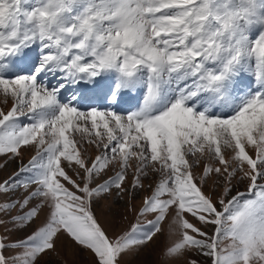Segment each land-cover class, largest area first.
<instances>
[{
	"label": "snow or ice",
	"instance_id": "6c2138e0",
	"mask_svg": "<svg viewBox=\"0 0 264 264\" xmlns=\"http://www.w3.org/2000/svg\"><path fill=\"white\" fill-rule=\"evenodd\" d=\"M95 96L112 110L82 109ZM29 149L0 182V264L65 242L132 264L161 237L168 264H264V0H0V167ZM109 197L135 212L118 234L96 215Z\"/></svg>",
	"mask_w": 264,
	"mask_h": 264
},
{
	"label": "rangeland",
	"instance_id": "374dc122",
	"mask_svg": "<svg viewBox=\"0 0 264 264\" xmlns=\"http://www.w3.org/2000/svg\"><path fill=\"white\" fill-rule=\"evenodd\" d=\"M38 56V50H33V52L29 53L30 58H36ZM23 66V65H22ZM57 78L49 76L46 78V83L49 86H54L57 84ZM245 85H241L240 87H245ZM252 88H255L256 85L254 81H251ZM134 93L136 96H134ZM130 96H127L128 100H133L134 105L129 108H120L123 103V99L119 104L114 105V110L118 111L120 114H127V112L135 110L139 105H142L143 103V96L144 93L142 92H134ZM72 95V89H68L62 92L61 99L67 100ZM92 96L91 94H89ZM101 98V97H100ZM125 99V100H127ZM91 106L100 108L101 110H112V109H105V105H113L111 103V100L108 101L106 104L103 105H96V102H99V96L93 97ZM88 105V104H87ZM86 106L82 105L83 107ZM21 121L23 123H29L28 119L26 117H21ZM88 152L87 154L94 158L98 151L95 149L94 146L88 145ZM23 155L21 158L14 159L10 161L6 166L0 167V182L8 179L10 176H12L14 173L18 172L19 168L22 166V164H27L31 157L35 154L34 149L29 150H22ZM5 160L4 156H0V164H3ZM26 175V174H22ZM232 191V195H235L237 191L240 192H246L248 184L247 181L235 184ZM214 188V185L211 181L208 182L207 187L204 189L208 193H212V190ZM22 191V189L20 190ZM217 191H219L217 189ZM19 193H17L18 195ZM146 192H140L136 195L135 199L131 201V204L135 206L136 208L140 207L142 198L144 195H146ZM6 197L0 196V199H5ZM129 205L124 200H118L113 197H109L106 200H100L95 205L96 215L98 216L100 222L105 226V228L108 230L109 234H118L124 230H126L131 223H135V212L128 211ZM127 217V219H125ZM151 218V217H150ZM43 219V217H41ZM195 222V221H193ZM37 224L40 223V221L36 222ZM35 227V225H33ZM165 230L167 231V223L164 225ZM2 231V230H0ZM30 232L31 229H28ZM25 233H19L18 235H24ZM165 245V238L161 237L158 239L154 244L150 245L149 248L143 250L139 255L135 257H131L132 264H168V262L165 260V258L162 256V250ZM58 248H60L59 254L56 253H49L44 259L48 262V264H91V257L89 254L85 252H81L78 249H73L72 247H69L67 242L63 246H61L58 243ZM200 261V264H204V258L203 257H193Z\"/></svg>",
	"mask_w": 264,
	"mask_h": 264
},
{
	"label": "bare ground",
	"instance_id": "6f19581e",
	"mask_svg": "<svg viewBox=\"0 0 264 264\" xmlns=\"http://www.w3.org/2000/svg\"><path fill=\"white\" fill-rule=\"evenodd\" d=\"M248 83H251V81H245V84H248ZM88 96H90L89 94H91L92 95V93H86ZM134 96H136L135 95V93H134ZM125 99H127V96H125L124 98H123V103H120V104H122L121 105V107L120 108H129V107H131V106H133L134 105V103H133V100L131 99V100H125ZM99 102H96V105H103L104 103L106 104L108 101H110V100H108V101H105L104 99H103V97H101L100 98V96H99ZM89 103H92V101L90 102V101H88V100H85L83 103H82V105H87V104H89ZM111 103H113L112 101H111ZM81 105V106H82ZM116 105V104H115Z\"/></svg>",
	"mask_w": 264,
	"mask_h": 264
}]
</instances>
